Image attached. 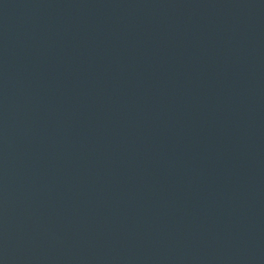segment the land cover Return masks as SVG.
<instances>
[{"label":"water","instance_id":"1","mask_svg":"<svg viewBox=\"0 0 264 264\" xmlns=\"http://www.w3.org/2000/svg\"><path fill=\"white\" fill-rule=\"evenodd\" d=\"M2 264H264V0H0Z\"/></svg>","mask_w":264,"mask_h":264},{"label":"snow or ice","instance_id":"2","mask_svg":"<svg viewBox=\"0 0 264 264\" xmlns=\"http://www.w3.org/2000/svg\"><path fill=\"white\" fill-rule=\"evenodd\" d=\"M0 264H2V262H0Z\"/></svg>","mask_w":264,"mask_h":264}]
</instances>
